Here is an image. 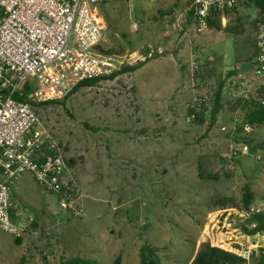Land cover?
Returning a JSON list of instances; mask_svg holds the SVG:
<instances>
[{
  "label": "rangeland",
  "instance_id": "1",
  "mask_svg": "<svg viewBox=\"0 0 264 264\" xmlns=\"http://www.w3.org/2000/svg\"><path fill=\"white\" fill-rule=\"evenodd\" d=\"M118 2L99 9L102 46L116 52L121 68L139 69L82 88L66 108H35L63 143L80 191L77 208L61 207L31 175L20 177L11 192L15 209L36 226L21 238L0 230V264H62L77 256L95 264H140L145 244L161 250L163 264H192L203 245L217 248L226 220L242 230L246 186L257 194L253 208L264 211V126L252 130L241 108L264 87V78L242 68L252 56L254 19L235 12L224 21L246 28L245 36L210 27L199 33L187 20L189 0ZM161 10L171 14L163 18ZM187 30L198 40L189 71ZM200 67L210 74L209 88L224 84L225 110L211 130L187 119L195 98L208 91L195 80ZM251 242L249 264L264 248V236Z\"/></svg>",
  "mask_w": 264,
  "mask_h": 264
},
{
  "label": "built area",
  "instance_id": "2",
  "mask_svg": "<svg viewBox=\"0 0 264 264\" xmlns=\"http://www.w3.org/2000/svg\"><path fill=\"white\" fill-rule=\"evenodd\" d=\"M115 1L0 0V230L14 237H23L35 223L33 217L16 211L12 198L13 187L23 175H31L56 196L61 207L77 208L76 177L58 139L31 103L63 101L85 81L120 70L121 65L98 48L104 45L106 28L99 8ZM190 1L198 32L204 33L212 10L235 13L241 0ZM256 40L253 72L264 78V23ZM259 212L258 208L245 211L243 220ZM232 227L226 220L215 247L249 262L253 237ZM243 241L250 246L243 248Z\"/></svg>",
  "mask_w": 264,
  "mask_h": 264
},
{
  "label": "trees",
  "instance_id": "3",
  "mask_svg": "<svg viewBox=\"0 0 264 264\" xmlns=\"http://www.w3.org/2000/svg\"><path fill=\"white\" fill-rule=\"evenodd\" d=\"M254 6L259 11V17L251 22V26L255 30L256 35H254V44L252 45V56L248 58L246 56L243 60V63H253L255 58L257 57L258 50H257V32L259 26L264 23V0H241L240 7L243 5H251ZM102 7V6H101ZM239 9L236 8L234 11L237 12ZM159 14L164 18L171 14V12H164L159 11ZM235 14V13H234ZM233 13H223L220 11L212 10V16L208 18V25L213 30L225 31L230 36H242L246 34V28H239L237 26H228L227 24H223L226 21L227 17L234 16ZM189 18L194 20L193 11L189 13ZM238 25L243 23V20L238 19ZM195 22V21H194ZM249 24V26H250ZM224 25V26H223ZM100 52L103 55L114 57L116 56V52L113 50H107L103 47H98ZM139 69L138 66H125L120 67V70L109 76L104 78H96L90 79L85 81L84 83L80 84L74 92L67 97L63 101L58 102H50L46 104H36L31 103L34 108L38 106H50V105H61L63 107H67V101L70 97H72L75 93H77L82 88H93L96 87L103 81H114L121 75H125L128 73H134ZM195 70V80H200L205 84V88L207 91L206 94L202 97H196L195 102L187 109V119L192 123L196 124L197 126H205L208 124L209 130L213 129L218 122V116L225 110V105L223 103L224 100V84L222 83L217 89L209 88L210 82V74L208 72H203L201 70ZM233 75H239V71L235 70ZM209 88V89H208ZM29 91V90H28ZM27 91V93H28ZM258 99L253 102L244 101V104H241L242 111L245 117V123L247 126L255 130L257 128L264 126V87L261 88L259 91ZM19 99V98H17ZM20 100V99H19ZM84 127L93 133L100 132L99 128L92 127L90 124L85 123ZM146 132V130H144ZM56 136V135H55ZM59 141L60 147L63 149L62 141L56 136ZM246 145H250L251 143L246 141ZM248 147V146H246ZM254 150V148H253ZM64 156L66 162L71 167V164L68 162L65 152ZM71 169V168H70ZM257 199V194L253 190L251 186H246L244 189V196H243V203L241 204V211L251 210L253 208V204ZM77 207V206H76ZM33 226H36L34 223ZM255 226V227H253ZM241 228L243 232L250 237L262 236L264 235V211L259 213H253L247 220H245ZM140 264H163L161 250L158 247L151 246L149 244H145L139 253ZM62 264H95L94 262L85 259L81 256H77L71 258L69 260H65ZM192 264H249V262L233 253L226 252L219 248H211L209 245H203L201 250L197 254L196 258L192 262ZM253 264H264V248L260 250V254L258 259Z\"/></svg>",
  "mask_w": 264,
  "mask_h": 264
},
{
  "label": "crops",
  "instance_id": "4",
  "mask_svg": "<svg viewBox=\"0 0 264 264\" xmlns=\"http://www.w3.org/2000/svg\"><path fill=\"white\" fill-rule=\"evenodd\" d=\"M118 0H116L115 2H117ZM114 2V3H115ZM121 2V1H120ZM107 4V5H103L105 9H109V8H115L116 6H120L121 4L118 2L117 4ZM101 8V7H100ZM99 8V9H100ZM242 7H239V10L237 13V15H239V17H242V16H251L252 18L251 19H254L256 20L258 17H259V11L256 9V10H247V9H241ZM101 10V9H100ZM255 13H253V12ZM191 12V1L189 0V5L187 7V20H189V23L190 24H193V26H195L194 24H196L194 22V20L192 18H189V13ZM234 14V13H233ZM236 15V14H235ZM230 17V16H229ZM102 18V17H101ZM102 20L104 21V19L102 18ZM231 20V17L230 19L228 18L227 21ZM253 20V21H254ZM136 28V30L138 29L136 25H133L132 26V29L133 28ZM191 31V30H190ZM197 37V35H195L194 32H188L187 30V71H189V68H191L192 66V59L194 57V49H193V43H195L196 41L198 40H195V38ZM230 37V36H229ZM194 39V40H193ZM242 65H252V63H242ZM241 65V66H242ZM242 66V68H243ZM232 69H237V67H234ZM245 71V70H244ZM246 73H249V72H252V71H245ZM188 87V86H187Z\"/></svg>",
  "mask_w": 264,
  "mask_h": 264
},
{
  "label": "water",
  "instance_id": "5",
  "mask_svg": "<svg viewBox=\"0 0 264 264\" xmlns=\"http://www.w3.org/2000/svg\"><path fill=\"white\" fill-rule=\"evenodd\" d=\"M243 70L245 71H253V65H244Z\"/></svg>",
  "mask_w": 264,
  "mask_h": 264
}]
</instances>
